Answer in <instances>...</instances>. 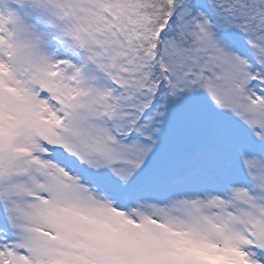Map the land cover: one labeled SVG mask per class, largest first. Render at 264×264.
<instances>
[{"label":"snow or ice","instance_id":"1","mask_svg":"<svg viewBox=\"0 0 264 264\" xmlns=\"http://www.w3.org/2000/svg\"><path fill=\"white\" fill-rule=\"evenodd\" d=\"M0 264H264V0H0Z\"/></svg>","mask_w":264,"mask_h":264}]
</instances>
